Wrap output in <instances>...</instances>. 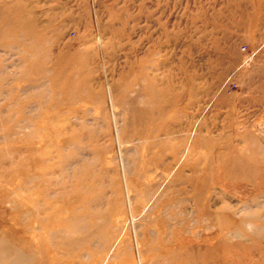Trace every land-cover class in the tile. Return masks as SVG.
<instances>
[{
	"label": "rangeland",
	"instance_id": "obj_1",
	"mask_svg": "<svg viewBox=\"0 0 264 264\" xmlns=\"http://www.w3.org/2000/svg\"><path fill=\"white\" fill-rule=\"evenodd\" d=\"M0 236L26 264H264V0H0Z\"/></svg>",
	"mask_w": 264,
	"mask_h": 264
},
{
	"label": "bare ground",
	"instance_id": "obj_2",
	"mask_svg": "<svg viewBox=\"0 0 264 264\" xmlns=\"http://www.w3.org/2000/svg\"><path fill=\"white\" fill-rule=\"evenodd\" d=\"M233 75V74H232ZM231 75V76H232ZM109 102H111L112 103V100H111V98H110V95H109ZM172 99L174 100V97L172 96ZM108 101V100H107ZM128 103H130L129 104V107L130 108H132L131 109V111L134 113V115H136L137 114V112H139L138 113V117H139V114H140V111H137L134 107V105H133V103L132 102H129L128 101ZM111 107H113V105H111ZM129 108V109H130ZM132 116V115H131ZM137 117V116H136ZM132 118V117H131ZM130 118V119H131ZM129 119V120H130ZM133 119H131L130 121H132ZM70 122V121H69ZM139 122V121H138ZM137 122V123H138ZM73 123V122H72ZM71 123V124H72ZM113 123H114V125H115V119H114V117H113ZM131 123H133V121L131 122ZM73 126V125H72ZM70 127H71V125H70ZM76 127H78V126H76ZM75 127V128H76ZM116 128V127H115ZM70 133H72V132H70ZM117 134H119L118 133V131H117V128H116V135ZM119 136V135H118ZM118 136H117V140H118ZM80 138V137H79ZM129 138V137H128ZM70 140V139H69ZM77 140V139H76ZM71 141V140H70ZM69 143H71V142H69L67 139H64L63 141H62V147H59L60 149L61 148H65L66 147V145L67 144H69ZM70 145V144H69ZM75 146H77V145H75ZM78 147V146H77ZM74 148V147H73ZM81 151V150H80ZM80 151H79V153H80ZM72 156H73V158L75 159V157H77L76 156V154H77V148H74V151H72ZM83 154V153H82ZM78 158V157H77ZM71 159H72V157H71ZM79 159V158H78ZM73 160V159H72ZM76 162V161H75ZM74 162V163H75ZM80 162L81 161H79V164H80ZM236 162V161H235ZM71 163V161H69V159H65V161L63 162V165L61 164V167H63L62 168V170L63 171H67V167L69 166H71L72 167V165H73V163L72 164H70ZM76 164H78V163H76ZM85 165V164H84ZM240 166V165H239ZM247 167H249V166H247ZM73 168V167H72ZM88 168V167H87ZM77 169V168H76ZM247 169V172L249 173V174H251L248 170H252V169H250V168H246ZM77 171V170H76ZM236 171H238V164L237 163H235V165L234 166H231V169L229 170H227V173L228 172H230V173H232L233 174V172H235V174H239L240 175V173H236ZM67 172H69V171H67ZM57 174V176L59 177V181H58V189H60L61 191H62V193L63 192H68V190H71L72 191V193H76L77 194V196H75V199L77 200V202H79L80 204H82L83 206H81V205H79V206H81V207H84V206H86V207H88V206H102V205H107L108 204V199H109V197H108V193L106 192H104L105 194L104 195H102V197H95L94 196V198H92L91 197V199H89V200H87L86 198H85V193H87V192H95L96 190H98V187L97 186H95V184H91V183H89L90 181L89 180H85L84 179V181H82V179H80V177L78 176V173H56ZM182 174V173H181ZM231 174V175H232ZM89 175V174H88ZM234 175V174H233ZM248 175V174H247ZM47 177H48V175H47ZM180 177V176H179ZM232 177V176H231ZM248 177H250L249 175H248ZM66 178H70L68 181H65L66 180ZM236 178V177H235ZM89 179V178H88ZM187 179V183L188 184H190L191 183V180H192V178L191 177H187L186 178ZM71 181V182H70ZM184 181V182H185ZM48 183H47V186H49V188H51V185H53L54 183L52 182V181H47ZM100 182H101V180H100ZM99 182V183H100ZM67 185H69L71 188H69L68 189V186ZM185 185V184H184ZM101 188V187H100ZM124 190H125V200H126V205L128 206V208H129V219L130 220H133L132 218V216H131V213H132V211H131V201H130V196H129V190H128V188H127V185H126V183H125V181H124ZM198 188V187H197ZM67 190V191H66ZM79 190V191H78ZM203 190V189H202ZM101 191H102V189H101ZM200 191V190H199ZM204 191V190H203ZM48 192V191H47ZM96 192H99V191H96ZM185 192V191H184ZM49 194L47 193V196H48ZM100 196V195H99ZM53 198V197H52ZM52 198H50V199H52ZM47 199L49 200V198L47 197ZM194 199V198H193ZM62 200V199H61ZM73 200V199H72ZM72 200H66V201H63L64 202V204H67L68 202H73ZM75 200V201H76ZM101 201H102V203L103 204H101ZM184 202V201H183ZM74 203V202H73ZM101 204V205H100ZM65 207V206H64ZM82 209H84V208H82ZM99 210V209H98ZM106 210V209H105ZM204 210V209H203ZM205 214H206V211H205ZM85 216V215H84ZM86 217V216H85ZM250 217V216H249ZM84 220V219H83ZM82 220V221H83ZM90 220V219H89ZM88 221V220H87ZM86 223V222H85ZM81 223H79V225H80ZM84 224V223H83ZM80 227V226H79ZM85 227V226H84ZM79 230V229H78ZM80 231V230H79ZM89 234V233H88ZM1 236H0V264H4V263H7V264H26L27 263V259H29V257L26 255V254H24V253H22L23 251H22V248L21 247H19L18 246V244H8V243H5V244H2L1 243ZM57 240H58V238H56ZM61 241V240H60ZM75 242H77V241H75ZM64 243H65V241H61V244L62 245H64ZM134 248H135V251H136V256H137V258H138V262H139V264H141L140 263V255H141V253H140V251H139V249H138V244H137V242L136 241H134ZM30 260H28V262H29ZM182 264H209L208 263V251H205V250H200V249H198V250H195V251H193V249H191V250H188L186 253H184L183 254V260H182Z\"/></svg>",
	"mask_w": 264,
	"mask_h": 264
},
{
	"label": "built area",
	"instance_id": "obj_3",
	"mask_svg": "<svg viewBox=\"0 0 264 264\" xmlns=\"http://www.w3.org/2000/svg\"><path fill=\"white\" fill-rule=\"evenodd\" d=\"M230 77H231V75L229 77H227L226 82L223 84V86H225L227 84V87H229V86L235 87V85L232 82H230Z\"/></svg>",
	"mask_w": 264,
	"mask_h": 264
}]
</instances>
